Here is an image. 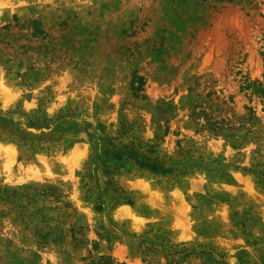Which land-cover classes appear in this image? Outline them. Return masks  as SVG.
Listing matches in <instances>:
<instances>
[{
	"label": "rangeland",
	"instance_id": "obj_1",
	"mask_svg": "<svg viewBox=\"0 0 264 264\" xmlns=\"http://www.w3.org/2000/svg\"><path fill=\"white\" fill-rule=\"evenodd\" d=\"M264 0H0V264H264Z\"/></svg>",
	"mask_w": 264,
	"mask_h": 264
},
{
	"label": "trees",
	"instance_id": "obj_2",
	"mask_svg": "<svg viewBox=\"0 0 264 264\" xmlns=\"http://www.w3.org/2000/svg\"><path fill=\"white\" fill-rule=\"evenodd\" d=\"M262 56H264V51L261 52ZM252 91L255 94L264 96V78L262 80H256L251 83Z\"/></svg>",
	"mask_w": 264,
	"mask_h": 264
}]
</instances>
